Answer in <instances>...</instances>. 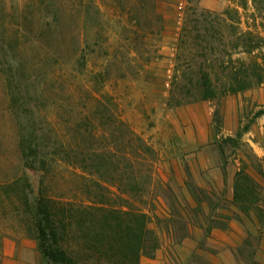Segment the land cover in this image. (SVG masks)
<instances>
[{
    "label": "rangeland",
    "instance_id": "obj_1",
    "mask_svg": "<svg viewBox=\"0 0 264 264\" xmlns=\"http://www.w3.org/2000/svg\"><path fill=\"white\" fill-rule=\"evenodd\" d=\"M199 1L0 0V264L40 257L22 184L146 213L157 248L139 264H264V84L199 91L204 71L220 87L229 58L264 59V0ZM241 32L261 38L251 55ZM21 136L43 165H24ZM232 224L248 233L234 262L210 246ZM66 241L89 264L78 236Z\"/></svg>",
    "mask_w": 264,
    "mask_h": 264
},
{
    "label": "trees",
    "instance_id": "obj_2",
    "mask_svg": "<svg viewBox=\"0 0 264 264\" xmlns=\"http://www.w3.org/2000/svg\"><path fill=\"white\" fill-rule=\"evenodd\" d=\"M227 12L225 11L224 14ZM195 15V14H194ZM203 16V14H201ZM204 17V16H203ZM188 31L186 23L182 27L181 39ZM261 38L251 39L250 32L238 34L236 48L251 55L261 46ZM254 41V42H253ZM224 65V66H223ZM221 75L223 82L220 87L213 84L211 73L204 71L199 81L201 100H209L217 96L237 94L255 85L264 84V59L248 61L236 59L223 62ZM118 127L127 128L126 124L116 118ZM135 138L136 135L131 133ZM97 136L96 132L93 134ZM21 154L24 165L36 169L37 163L43 165L39 158L34 140L21 136ZM142 151L150 152L148 147ZM90 161L89 167L100 169L104 164L96 163L95 159H84L81 163ZM82 169H86L85 166ZM42 169V168H41ZM19 185L13 182L6 188ZM100 191H107L105 186L95 183ZM19 190V188L17 189ZM27 191V192H26ZM24 214L29 216L30 228L38 242L37 248L42 264H80L66 238L78 236L83 243V250L88 254L89 264H139L141 255H152L157 248V241L149 229V216L143 212H134L124 208H111L104 200H89L77 205L63 204L49 197L33 194L29 184H22Z\"/></svg>",
    "mask_w": 264,
    "mask_h": 264
},
{
    "label": "crops",
    "instance_id": "obj_3",
    "mask_svg": "<svg viewBox=\"0 0 264 264\" xmlns=\"http://www.w3.org/2000/svg\"><path fill=\"white\" fill-rule=\"evenodd\" d=\"M199 3L204 6V0H200ZM232 225L236 228V234L231 231H212L211 234L216 238L210 242V246L221 251H227L234 262L233 251L235 252L237 246L248 236V233L242 226ZM18 258L25 264H42L41 257L33 250L20 252Z\"/></svg>",
    "mask_w": 264,
    "mask_h": 264
}]
</instances>
